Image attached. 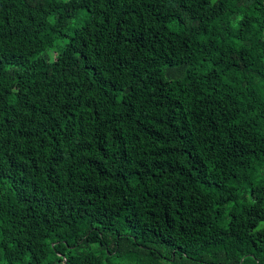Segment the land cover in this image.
Masks as SVG:
<instances>
[{
  "label": "trees",
  "instance_id": "1",
  "mask_svg": "<svg viewBox=\"0 0 264 264\" xmlns=\"http://www.w3.org/2000/svg\"><path fill=\"white\" fill-rule=\"evenodd\" d=\"M0 264H264V0H0Z\"/></svg>",
  "mask_w": 264,
  "mask_h": 264
}]
</instances>
